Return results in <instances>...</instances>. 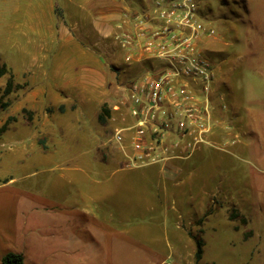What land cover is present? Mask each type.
Masks as SVG:
<instances>
[{"label":"rangeland","instance_id":"1","mask_svg":"<svg viewBox=\"0 0 264 264\" xmlns=\"http://www.w3.org/2000/svg\"><path fill=\"white\" fill-rule=\"evenodd\" d=\"M95 1V14L103 23L108 14L111 28L120 2L132 0ZM64 4L0 0V62L11 66L21 85L1 98L9 74L0 77V127L7 123L0 134V264L10 251L21 253L23 264H264V0H198L202 20L217 32L208 54L226 93L222 126L230 132L221 136L229 143L221 150L203 147L189 160L185 181L154 193L141 173L120 176L113 188L94 182L101 178L95 160L107 161L114 150L111 118L119 87L132 72L123 71L124 59L107 49L104 35L93 46L105 72L83 66L92 60L80 53L89 37L70 25ZM47 17L66 21L72 38L35 72L25 64L18 70L26 58L7 36L27 44L22 30ZM103 104L110 109L104 122L98 118ZM76 164L84 170H75ZM92 191L100 197L97 206L88 196ZM106 208L132 231L99 229L110 223L93 212ZM194 235L204 239L198 261Z\"/></svg>","mask_w":264,"mask_h":264},{"label":"built area","instance_id":"2","mask_svg":"<svg viewBox=\"0 0 264 264\" xmlns=\"http://www.w3.org/2000/svg\"><path fill=\"white\" fill-rule=\"evenodd\" d=\"M214 27L198 0H133L110 28L112 52L132 75L119 89L112 146L141 166L187 158L209 144L225 109L208 52ZM121 118V122H119Z\"/></svg>","mask_w":264,"mask_h":264},{"label":"crops","instance_id":"3","mask_svg":"<svg viewBox=\"0 0 264 264\" xmlns=\"http://www.w3.org/2000/svg\"><path fill=\"white\" fill-rule=\"evenodd\" d=\"M97 3L98 2L95 0H65V4H64L65 9H67L68 16L71 19L70 25L75 29V31H80L79 34H81L82 37L84 38L89 37L90 46L88 47L82 46L83 48L80 49V53H85V54L89 53V56L91 57L92 60L90 63H86V65L83 66L90 67L92 73H98L103 71L105 72L101 61L103 56L98 52L97 47L93 46L96 38L98 36L104 35L103 37L104 40L106 41L107 49L109 48V50H112L111 49L112 42L108 37L110 32V26L108 21L109 16L108 14L105 15L104 23L99 20L98 15H96L94 12L95 8L97 7ZM73 4L75 5L76 8L74 11H71L70 7L73 6ZM120 4H121V12L119 13V16H121L122 10H124L130 4V2L129 3L127 2L126 4L124 2H120ZM47 6H49V4ZM67 30L68 29H67L66 21L63 20L61 22V20H59L58 22L53 23L52 20H48L47 17V19H38L36 20V22L32 19L29 22V25L27 26L28 32L25 31V29L22 30V33L24 35L26 34L25 36L27 37V44H24L23 41L21 42V44H18L19 41L17 40V38L13 39L11 38V35H8L7 40L9 42H12L11 44L12 47L13 48L18 47L16 49L17 53L21 57L24 56L26 58L24 63L21 66H19L18 70H21L24 64H25V69L30 72H35L37 69H40L44 64V62L48 60V58L50 57L51 51L56 53L58 48H60V46H62L65 43L66 39L72 38V35H69V33L67 34ZM51 43L53 47H51ZM61 50L65 51L64 49ZM59 51L60 50H58V52ZM220 81L221 80L218 78L216 82V89L220 91L224 96L226 95V93L222 92L221 89L222 84L220 83ZM94 83H97V80H95ZM229 91L230 90L228 89L227 90L228 94ZM224 110L223 112H221L220 118H218V120L216 121L212 134L210 135V139L214 143L215 142L218 143L219 141L222 140V145H221L222 147L219 148L209 144H204L198 150L194 151L190 157L176 158L165 162L151 163L141 166L128 165V160L125 157L124 153L114 148V150H116L117 152L112 153L110 161L108 162L109 164L104 169L105 173L99 171L101 178L100 179L97 178L96 180H94V182L96 184H104V183L109 184L110 188H113L114 185L119 181V179H121L120 176H124L126 174L130 175L131 173H138V174L141 173L144 179L149 178L147 176H153L154 180H151V183L153 182L152 184H157L160 187L166 186L171 183H179L185 181L187 176H182V174H186L185 171L190 168L189 160L192 157L199 154V152L203 149V147L208 146L218 150L227 149L225 145H228L229 142L227 144H224L225 137L223 138L221 136L223 135V132H230L228 129L225 130V128L222 126L223 125L222 117L224 114ZM113 113L115 114V116H119V111L113 110ZM223 146H225V148ZM74 168L77 171L84 170L82 166L78 164H76ZM93 169H95V167H93ZM108 192L111 193L112 190L109 189ZM81 194L82 191L79 193L80 197L82 196ZM88 196L94 202L95 206H97L96 201L98 200V198L100 199L99 195L97 197V193L92 191L91 193H89ZM106 213L109 214V220L107 219L108 218L107 214L105 215L106 223H110V226H112L111 222L113 221V219H112V214H110L109 208L106 209ZM93 214H95L96 217L100 216L99 213L93 212ZM120 214L122 217L124 216V213L121 212ZM160 216L162 217L165 223L169 222V220L167 219V215L164 212H161ZM174 226L177 227L176 230L178 231L182 230V228L178 224V221L177 224L175 223ZM98 227L99 229H101L102 227L101 230H103L106 233H109L110 235H113V233H115L113 229L112 228L109 229L107 225L105 227L99 225ZM131 231L132 229L130 227L128 228L124 227V229H121V233L129 234ZM173 242L176 243L178 246L180 244V238L175 239Z\"/></svg>","mask_w":264,"mask_h":264},{"label":"trees","instance_id":"4","mask_svg":"<svg viewBox=\"0 0 264 264\" xmlns=\"http://www.w3.org/2000/svg\"><path fill=\"white\" fill-rule=\"evenodd\" d=\"M127 70H128L127 67L123 69V71H126V72H127ZM6 74H9V78L7 80V83H6L5 87H4V89H3V93H2L1 98L9 95L16 88L21 87L20 84L14 83L13 74H12V72L10 70V67L6 64V62H0V77L4 76ZM109 114H110V109L108 108L107 104H103V106L101 107V110H100V112L98 114V118H99L100 121L104 122V121L107 120ZM6 129H7V123L3 124L0 127V134H2L4 131H6ZM111 151L112 152H108L107 161H104V160L101 161V160H98V159L95 160L96 164H98V166L100 165V171L102 173H105L104 169H105V167L108 166V164H109L108 162L110 161L112 153L117 152L116 150H111ZM148 177L150 178V180H154L153 176H148ZM153 185H154V187H153L152 192L154 193L159 186L157 184H153ZM106 209L105 210L104 209H100L101 212L99 213V215L101 217H105V215L107 214L106 213ZM115 213L117 214V217H121V215H118L117 212H115ZM209 213H210V211H207L204 214V216H202L198 220L197 223L201 224L204 221V218L207 217ZM107 216L109 218V214H107ZM113 221H114V224L112 223L113 224L112 226H110L109 224L108 225L110 226L109 229L112 228L114 232H121V230H118L117 228L118 227L120 228V226H121L120 229H124V227L126 226V225H124L123 219L120 220V218H119L118 221L113 219ZM104 222H106V221H104ZM194 239H195V243H196L195 258L198 261V260L202 259V256H203L204 239H203L202 236H198V235H194ZM1 262H2V264H23V256H22L21 253L10 251V252H7L5 255L2 256Z\"/></svg>","mask_w":264,"mask_h":264}]
</instances>
